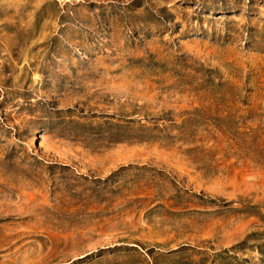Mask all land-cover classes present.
I'll list each match as a JSON object with an SVG mask.
<instances>
[{"label":"rangeland","instance_id":"obj_1","mask_svg":"<svg viewBox=\"0 0 264 264\" xmlns=\"http://www.w3.org/2000/svg\"><path fill=\"white\" fill-rule=\"evenodd\" d=\"M0 264H264V0H0Z\"/></svg>","mask_w":264,"mask_h":264}]
</instances>
